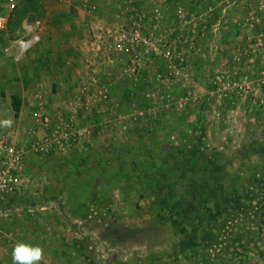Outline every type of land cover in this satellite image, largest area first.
I'll return each instance as SVG.
<instances>
[{"label": "rangeland", "instance_id": "rangeland-1", "mask_svg": "<svg viewBox=\"0 0 264 264\" xmlns=\"http://www.w3.org/2000/svg\"><path fill=\"white\" fill-rule=\"evenodd\" d=\"M16 1L11 10L7 0H0V15L9 17V28L0 32V84L31 87L28 78H16L21 61L7 56L19 31L24 30L21 21L27 0ZM186 9L197 16L203 8ZM227 17L233 28H240L233 12ZM168 31L169 37L180 35L178 29ZM194 52L188 55L186 65L191 79L170 80L175 90L171 96H190L185 107L178 109L172 102L169 109L157 112L155 119L144 120L146 130L134 129L137 142L125 143V139L135 138L103 125L100 129L86 116L80 127L89 129L91 140L93 132L100 129L95 132L102 145L99 149H77L69 158L27 157L25 173L32 184L0 203V236L7 232V225L1 224L4 221L68 211L85 220L83 229L75 227L78 232L68 248L74 249L72 264H264V109L259 110L261 118L257 109L233 110L225 94L232 93L240 100L258 82L252 79L249 89L213 95L215 84L208 76V63L198 69L199 74ZM152 60L153 69L166 70L161 57ZM231 68L221 65L216 69ZM195 76L199 86L194 83ZM139 90L147 89L140 84ZM211 96H215L213 101ZM200 108L205 113L204 128L195 117ZM52 114L54 120L63 117ZM117 133L122 136L121 147L105 144L109 134ZM48 196L57 199L56 207L50 206ZM63 199L70 203L65 209ZM74 224L81 227L79 222ZM25 242L33 243L30 237ZM6 243L0 238V247ZM59 256L44 253L39 264H60ZM5 258L0 257V264H13L12 252Z\"/></svg>", "mask_w": 264, "mask_h": 264}, {"label": "crops", "instance_id": "crops-1", "mask_svg": "<svg viewBox=\"0 0 264 264\" xmlns=\"http://www.w3.org/2000/svg\"><path fill=\"white\" fill-rule=\"evenodd\" d=\"M120 1L90 0L89 5H84L77 0H27L25 15L22 16L21 21L24 30L19 31L20 35L14 40L13 48L7 52V56L11 55L13 60L21 61V64L19 63L17 66L16 78L19 81L28 78L30 82H33V86L28 87L30 84L27 86H15L13 83V86L8 83H6L8 85L0 84V122L12 121L10 127L2 126L0 123V147L3 146V139L18 145H28L30 142L28 129L34 124L32 118V108L35 104L34 95L38 92L44 93L47 103L46 110L50 115L56 113L64 116L69 110L77 108L80 114H85V118L86 116L93 118V122L95 121L100 129L103 125L121 133L118 126L110 122L111 119L115 120L117 114L133 113L137 105V100L132 97L133 88L115 75L118 65H120L115 43L119 32L129 21L128 16L132 14V18H139L144 35L151 38L164 39L165 37L166 39L170 36L168 30L174 29L178 24L176 10L179 6L188 8L199 5L200 9H204L210 4L209 0H129L132 9L128 16H124L119 12ZM8 19L9 17L7 18V29L9 28ZM232 22L229 17L222 21L217 16L209 20L206 36L198 40L196 44L195 69L198 71L203 64L208 63V76L211 80L218 72H221L217 71V67L222 65L227 68L230 66L232 68L228 70L237 71L242 78L257 80L261 72H264V47L255 49L256 46H253L243 33L249 34L250 31L244 29L243 26L235 29L230 25ZM30 27L35 30L40 39L21 58L17 59L15 41L22 37L30 38L32 36ZM250 45L254 48L250 49ZM150 60L149 64L143 66L139 76V84L143 90L154 87L158 79L157 73L152 68L154 61ZM199 74L201 73L199 72ZM162 75L164 78L165 75ZM197 77L195 76L194 83L197 82ZM164 82L166 83V81ZM160 84L163 83L160 82ZM197 84L199 86V82ZM107 86L110 98L107 103H104L100 101V92ZM171 88L172 92H175L173 85ZM3 91L5 97H2L1 92ZM213 91L211 90V92ZM251 92L252 94H249ZM249 93L242 94L240 100L234 98L232 93H225L229 99L227 104L231 105L233 110L239 107L246 112H250L252 109L259 111L262 98H264V88L262 90L255 88ZM171 94L174 93H170L169 96ZM14 95L21 98L18 116L13 112L14 109L11 111L10 107ZM214 97L209 98L213 101ZM99 105L100 109H98ZM161 105H163L162 111L170 108L163 100H161ZM262 113L259 111V118L262 117ZM204 115L202 108L197 115L195 113L200 128L206 126L202 121ZM13 116L14 118H12ZM236 120L240 122L238 119ZM146 121L138 123L134 128L138 129L139 127L146 130ZM153 122L155 121L152 120L151 123ZM95 132L92 134L89 145L93 151L99 149V145H101ZM134 132L133 129L127 134L132 137ZM104 137L102 138L105 139ZM133 137L135 139H125V143H132V140L134 143L137 142L138 136ZM121 140L122 136L118 133L117 136L109 134L105 144L116 143L115 147L119 148ZM40 186H43L42 182ZM39 196L42 197L41 194ZM48 197L50 206L56 207L57 199L52 196ZM33 199L39 200L35 197ZM63 204L64 209L70 205L67 199H63ZM76 222H79L81 227L75 226ZM84 223L83 218H77L68 211L66 213L41 212L33 217L20 216L16 217L14 221H4L1 224L7 225L5 228L7 232H4L5 236H0V238L9 243L0 247V257L7 260L5 257L13 251L14 246L18 242H25V238L30 237L33 241L32 244L41 246L44 253L60 254V264L62 262H64L63 264H68V262L72 264L70 256L74 254V249L68 248L77 234L75 227L83 229ZM78 228L76 229L78 230ZM23 230L25 232H22ZM31 232H33L32 235H27ZM83 234H85L84 231ZM1 264L8 263L1 262Z\"/></svg>", "mask_w": 264, "mask_h": 264}, {"label": "built area", "instance_id": "built-area-1", "mask_svg": "<svg viewBox=\"0 0 264 264\" xmlns=\"http://www.w3.org/2000/svg\"><path fill=\"white\" fill-rule=\"evenodd\" d=\"M77 1L84 5L90 4V0ZM8 2L10 9H14L16 1L8 0ZM118 8L120 14L128 16L132 5L129 0H121ZM229 12L235 14L239 27L243 26L251 32L247 38L252 45L256 46L255 49L263 48L264 0H210L209 6L202 9L197 16L192 15L184 6H179L176 10L178 24L173 29L180 30L177 39L148 37L142 32L139 18H132V14L129 15L127 27L121 29L115 43L117 57L120 61L115 75L133 88L132 97L137 100V105L133 113L117 114L116 119H111L110 122L117 125L122 132L128 133L135 129L138 123L155 119L157 112L163 108L161 100L166 102L167 107L174 102L178 109L184 108L190 96L184 95L180 98L169 96L172 92L170 80L171 78L191 79L186 66L188 55L195 51L198 39L208 28L209 20L217 16L222 21ZM5 30H7V16L0 15V32ZM30 33L32 34L30 38L22 37L15 41L17 59L39 41L40 36L31 27ZM153 56H159L165 61L166 70L161 72L154 68L158 77L157 85L142 92L139 90L140 72ZM162 74L165 75L164 78ZM213 81L214 95H221L222 91L231 92L234 89H247V87L249 89L251 86V80L246 77H237L228 70L218 72ZM256 81L258 82L256 88L262 90L264 72H261ZM160 82L163 84L161 85ZM109 98V87L107 86L100 92V101L107 103ZM34 100L32 111L34 124L28 129L30 137L28 145H18L3 139L0 151V203L22 192L30 185L31 180L25 173V161L30 155L69 158L77 149L87 151L91 143L89 129L80 127L85 114L80 115L77 108H73L66 117L54 120L46 110L47 103L43 93H35ZM261 108L264 109V98H262Z\"/></svg>", "mask_w": 264, "mask_h": 264}, {"label": "clouds", "instance_id": "clouds-1", "mask_svg": "<svg viewBox=\"0 0 264 264\" xmlns=\"http://www.w3.org/2000/svg\"><path fill=\"white\" fill-rule=\"evenodd\" d=\"M2 126L10 127L11 120H5ZM44 257V250L39 245L26 242H18L12 251L13 264H39Z\"/></svg>", "mask_w": 264, "mask_h": 264}, {"label": "trees", "instance_id": "trees-1", "mask_svg": "<svg viewBox=\"0 0 264 264\" xmlns=\"http://www.w3.org/2000/svg\"><path fill=\"white\" fill-rule=\"evenodd\" d=\"M12 106L15 112V115L18 116L21 108V98L17 95L12 96Z\"/></svg>", "mask_w": 264, "mask_h": 264}]
</instances>
